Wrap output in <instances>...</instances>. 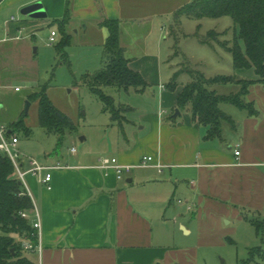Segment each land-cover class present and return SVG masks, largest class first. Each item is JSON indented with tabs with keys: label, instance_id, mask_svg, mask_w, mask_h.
<instances>
[{
	"label": "crops",
	"instance_id": "obj_1",
	"mask_svg": "<svg viewBox=\"0 0 264 264\" xmlns=\"http://www.w3.org/2000/svg\"><path fill=\"white\" fill-rule=\"evenodd\" d=\"M38 1L2 0L0 18ZM185 4L178 0L173 5L170 0H66L69 47L80 48L85 62H99L87 74L103 67L110 35L102 25L105 20L119 21L120 27L125 19L148 23V30L132 44L123 41L120 31L130 68L148 87L117 89L119 100L113 98L124 108L123 121L114 122L102 106L101 117L81 138L86 143L80 153L71 150V157L55 160L22 147L41 164L57 167L42 173L43 179L52 174L49 184L39 177H26L42 222V256L27 252L35 263L191 264V255H197L200 247L233 241L242 231L248 236L249 254L240 264H264V225L259 233L251 223L264 222V86L251 85L245 97L258 110L257 116L244 110L222 111L235 125L223 123L219 137L207 138L208 128L194 120L189 110H179L175 117L177 97L186 84L178 85L176 91L169 89L179 70L163 59L155 22ZM53 24L51 19L11 15L4 21L0 43L18 40L25 31L36 38L35 33ZM52 31L56 30L48 34V42ZM57 33L58 43L62 36ZM232 76L259 79L254 69L235 70ZM122 96L131 101L121 102ZM146 156L154 158V165L139 167ZM105 158L134 168L118 179L114 170L100 168ZM190 238L199 248L182 246ZM258 248L252 256L251 249Z\"/></svg>",
	"mask_w": 264,
	"mask_h": 264
},
{
	"label": "rangeland",
	"instance_id": "obj_2",
	"mask_svg": "<svg viewBox=\"0 0 264 264\" xmlns=\"http://www.w3.org/2000/svg\"><path fill=\"white\" fill-rule=\"evenodd\" d=\"M188 1L178 0V3L183 5ZM174 2L175 0H170V5ZM170 13L155 22V32L160 35V43L164 47L163 59L167 64L174 65L176 71L188 67L204 74L207 79L234 74L232 55L222 46L224 43L231 46L236 36L231 17L198 20L187 17L177 18L176 12L172 9ZM5 14L6 16L0 18L2 36L5 30L4 21L7 18L11 15L19 19L26 18L20 11ZM148 28L146 21L125 19L121 25L122 39L125 43L132 44L134 39L141 37L140 35ZM52 29L58 32V24L55 23L52 28H45L35 33L36 38H32L30 33L25 31L18 40L9 39L5 43H0V124L12 130V124L21 119L31 132L27 136L23 128H15V134L20 140L21 153L27 157L32 156L22 149L25 146L30 151L34 149L42 153L43 158L57 160L62 156L71 157L70 152L73 148L80 153L86 143L82 142L81 138L85 134L89 135L91 124H94L93 122L100 115L99 110L103 104L82 80L85 74L93 73L98 68V60L85 62V55H81L80 48L69 47L66 51L73 56L72 59L69 58L71 65L61 64L57 55V44L47 45L48 34ZM211 31H215L216 35L208 36ZM203 40H208L210 43L203 44ZM240 43L244 47L243 41ZM190 81L191 78L187 74H182L178 79V85ZM44 85L49 86L48 96L55 107L74 122L76 130L67 131L65 135H56L48 133L40 125L39 101L32 99L31 96L40 92ZM17 87L20 91H16ZM207 87L220 95L235 94L239 88L241 89L236 84L222 83H211ZM103 91L119 100L116 88L106 87ZM128 100L126 96L120 98L121 102ZM27 106L29 111L26 114ZM220 108L227 114L241 111L229 104H221ZM249 227L255 233V228L248 224ZM252 237L249 238L255 240ZM232 240L226 239L224 244L199 248L194 238H190L183 241L182 246L200 249L197 255H191V264H240L248 258L249 251L246 249L249 246L248 236L241 231L240 236H233Z\"/></svg>",
	"mask_w": 264,
	"mask_h": 264
},
{
	"label": "trees",
	"instance_id": "obj_3",
	"mask_svg": "<svg viewBox=\"0 0 264 264\" xmlns=\"http://www.w3.org/2000/svg\"><path fill=\"white\" fill-rule=\"evenodd\" d=\"M177 18L187 17L201 20L203 18L231 17L235 26V39L230 46L222 44L232 55L235 70L254 69L258 80L240 79L237 76H217L207 79L204 74L188 67L181 68L173 77L169 89L176 91L178 79L187 74L191 82L186 84L177 97L178 110H189L194 120L208 128L207 138H216L222 134L223 123L235 125L231 118L222 112L221 104H229L247 111L250 116H257L258 110L245 97L251 85L260 83L264 86V0H193L179 8ZM70 10L65 8L62 19L53 20L58 24L61 40L57 43V55L61 64L71 65L67 48L71 45L69 34ZM102 25L109 30V37L104 46L103 67L94 74H85L83 84L102 102L105 111L111 113L113 121L121 123L124 119L121 105L114 98L104 93L103 88L112 87L118 90L134 88L144 91L148 84L143 77L130 68V62L120 44L119 21L105 20ZM216 35L215 31L208 36ZM209 37V39H210ZM240 41H243L244 47ZM203 44L210 43L203 40ZM211 83L236 84L241 87L238 93L220 95L210 90ZM48 85L31 98L39 101L40 125L51 134L65 135L67 131L76 130L74 122L55 107L48 96ZM15 128L31 134L20 119L12 124ZM33 208L31 198L24 187L14 176V167L10 159L0 151V264H37L32 261L23 248L26 240L36 243L31 221L24 213ZM259 233L263 232L264 222L251 220ZM229 240V239H227ZM231 241V240H229ZM260 249H251L254 256Z\"/></svg>",
	"mask_w": 264,
	"mask_h": 264
},
{
	"label": "built area",
	"instance_id": "obj_4",
	"mask_svg": "<svg viewBox=\"0 0 264 264\" xmlns=\"http://www.w3.org/2000/svg\"><path fill=\"white\" fill-rule=\"evenodd\" d=\"M57 31H52L51 36L49 38V46H53L57 44ZM16 91H20V88H16ZM19 137L17 134L12 133L6 126L0 124V151L4 153L11 161L14 167V176L19 180V182L24 187L25 193L31 198L33 203V208L24 213V217L31 221L32 227L35 230L33 237L36 238V243H32L29 240L23 242V248L26 252L36 253L41 258L43 252L42 245V222L40 214L35 206L34 199L32 194L28 188V184L26 181L27 175H32L34 177H39L40 181L45 184H49L52 182V174L48 173L46 177L42 178V173L44 171H52L57 167H49L41 164L37 159L33 157L24 156L19 150ZM72 152L75 153L76 149L73 148ZM236 155H240V151H236ZM154 165V158L152 156L143 157L141 162L139 163V167H149ZM161 167V166H159ZM100 168L104 171L114 170L116 172L118 179H123L124 176L131 172L134 168L129 165H121L116 158H105L102 160ZM264 182V180H263ZM51 189L50 186H48ZM182 203V201H179ZM189 210H192V207H189ZM34 216L33 218H31Z\"/></svg>",
	"mask_w": 264,
	"mask_h": 264
},
{
	"label": "water",
	"instance_id": "obj_5",
	"mask_svg": "<svg viewBox=\"0 0 264 264\" xmlns=\"http://www.w3.org/2000/svg\"><path fill=\"white\" fill-rule=\"evenodd\" d=\"M2 0H0L1 2ZM66 0H41L31 5L24 7L21 10L23 16L29 17L35 20H58L62 19L65 14ZM29 107L27 106L26 114ZM180 114L177 110L175 117ZM21 184V183H20Z\"/></svg>",
	"mask_w": 264,
	"mask_h": 264
}]
</instances>
